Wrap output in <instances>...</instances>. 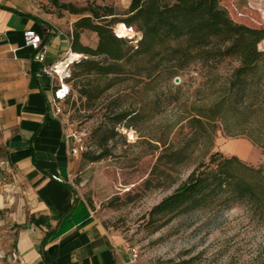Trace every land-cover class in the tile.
I'll list each match as a JSON object with an SVG mask.
<instances>
[{"label":"rangeland","instance_id":"1","mask_svg":"<svg viewBox=\"0 0 264 264\" xmlns=\"http://www.w3.org/2000/svg\"><path fill=\"white\" fill-rule=\"evenodd\" d=\"M60 2L76 7L112 6L120 19L130 0ZM39 4L45 15L70 35L80 15L59 9L48 0H40ZM234 16L253 26L264 25V0H246V12ZM117 23L120 28L122 21ZM80 41L94 48L97 35L83 30ZM258 47L264 50V40ZM80 56L74 65L87 57L82 53ZM236 64L234 59H225L216 64L193 63L172 72L163 60L131 56L124 63L125 73L111 76L107 82L111 86L94 101L80 97L71 80L72 94L63 103L62 112L84 133L85 149L74 158L69 182L93 215L118 238L121 247L129 253L131 247L137 250L132 264H264V218L249 205L214 204L176 215L161 226V221L148 220L151 207L185 180L201 157L200 151L190 155L186 164L167 169L166 175L151 173L162 143L177 146L189 140L188 116L222 99ZM87 78L92 77L83 79ZM250 88L253 94L237 103V108L251 101H264V74ZM134 111L136 114L130 118H117ZM218 126L214 150L236 154L264 169V147L244 136L227 135ZM232 144L246 145L247 152L232 151ZM98 154L105 155L90 160Z\"/></svg>","mask_w":264,"mask_h":264},{"label":"trees","instance_id":"2","mask_svg":"<svg viewBox=\"0 0 264 264\" xmlns=\"http://www.w3.org/2000/svg\"><path fill=\"white\" fill-rule=\"evenodd\" d=\"M48 1L80 15L73 22L70 49L87 57L75 65L72 63L75 67L71 80L75 81L79 96L87 101H94L111 86L107 83L111 76L125 73L124 63L131 56L163 60L172 72L193 63L236 61L222 99L205 111L188 116L189 140L177 146L162 143L151 173L166 175L167 169L186 164L190 155L200 151L201 157L186 179L151 207L148 220L161 221V226L176 215L214 204L224 207L246 204L264 218V169L236 154L214 150L218 124L225 134L244 136L264 147V101L236 107L250 98L251 84L260 81L264 74V50L258 47L264 40V25L253 26L234 16L246 12V0H130L125 16L120 19L112 6L76 7L60 0ZM117 20L141 33L136 45L115 35ZM83 30L97 35L94 48L81 43ZM36 69L37 63L33 62L32 70ZM84 77L92 78L84 80ZM133 113H122L117 118H130L136 111ZM104 155L92 156L90 160H99Z\"/></svg>","mask_w":264,"mask_h":264},{"label":"crops","instance_id":"3","mask_svg":"<svg viewBox=\"0 0 264 264\" xmlns=\"http://www.w3.org/2000/svg\"><path fill=\"white\" fill-rule=\"evenodd\" d=\"M39 1L0 0V264H132L69 182L75 157L50 114L54 79L38 62L32 70L23 31L40 34L46 63L71 52L70 35Z\"/></svg>","mask_w":264,"mask_h":264},{"label":"built area","instance_id":"4","mask_svg":"<svg viewBox=\"0 0 264 264\" xmlns=\"http://www.w3.org/2000/svg\"><path fill=\"white\" fill-rule=\"evenodd\" d=\"M123 24V29L119 28V23L113 28L116 36L127 39L131 44L136 45L141 39V33L133 26ZM24 43L35 50L34 61L41 64L40 73L51 76L54 79L52 85V97L50 99V114L52 118L59 120L63 126V137L68 145V154L76 157L85 149L84 133L76 129L62 112V105L72 94L71 65L73 62L66 61L67 54L58 61L46 63V47L40 34L32 29L23 31ZM59 179V178H56ZM60 180V179H59ZM131 259L135 260L138 252L134 247L129 248Z\"/></svg>","mask_w":264,"mask_h":264},{"label":"bare ground","instance_id":"5","mask_svg":"<svg viewBox=\"0 0 264 264\" xmlns=\"http://www.w3.org/2000/svg\"><path fill=\"white\" fill-rule=\"evenodd\" d=\"M80 56V53L77 52H69V54L67 55V59L66 61L68 62H74L76 59H78ZM230 149L234 152H240V153H245L247 152V147L246 145H237V144H232L230 146Z\"/></svg>","mask_w":264,"mask_h":264}]
</instances>
